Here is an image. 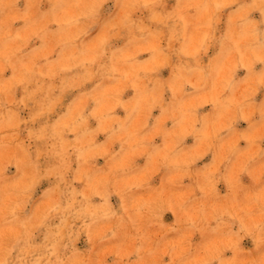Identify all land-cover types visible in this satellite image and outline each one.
<instances>
[{"label": "rangeland", "instance_id": "rangeland-1", "mask_svg": "<svg viewBox=\"0 0 264 264\" xmlns=\"http://www.w3.org/2000/svg\"><path fill=\"white\" fill-rule=\"evenodd\" d=\"M0 264H264V0H0Z\"/></svg>", "mask_w": 264, "mask_h": 264}]
</instances>
